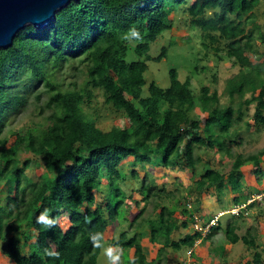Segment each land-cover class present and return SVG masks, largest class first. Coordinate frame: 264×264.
Returning <instances> with one entry per match:
<instances>
[{
	"label": "trees",
	"instance_id": "obj_1",
	"mask_svg": "<svg viewBox=\"0 0 264 264\" xmlns=\"http://www.w3.org/2000/svg\"><path fill=\"white\" fill-rule=\"evenodd\" d=\"M261 3L264 0H70L47 27L26 24L10 45L0 47L3 254L15 264H97L105 231L123 208L121 219L134 230L129 237L123 231L112 245L133 248L132 264H150L140 243L147 233L159 245L154 264H165L169 248L174 252L190 248L200 235L195 231L178 239L173 236L194 220L189 203L197 204L204 192L220 194L233 181L239 186L231 190L239 193L233 202H245L252 193L240 195L241 166L250 161L253 172L264 175L259 160L264 148L245 155L236 149L243 141L240 133L234 138L237 129L248 126L244 120L248 116L256 131L264 128V50L259 53L255 43L257 38L264 43V31L255 21ZM178 10L202 32L206 50L216 51L218 57L223 51L239 69L226 78L221 92L204 85L194 93L190 77L181 81L171 68L169 85L151 81L143 96L147 61H158L166 53L162 47L151 57L148 44L172 26L168 15ZM129 49L138 59L126 60ZM247 50L254 53L255 62ZM65 70L81 75L79 83L71 80L64 86ZM39 84L41 91L36 89ZM95 91L101 92L105 104L125 115V125L103 130L96 124ZM32 93L37 119H31L23 132L9 129L12 139L6 145L10 138L3 132L8 121L26 106ZM197 106L205 116L192 120L188 113ZM209 152L228 157L231 164L222 170L209 157L189 187L176 181L154 182L147 170L140 175L149 165L162 170L180 167L193 176ZM24 153L30 156L22 159ZM124 160L131 166L129 172L121 167ZM38 162L44 171L34 179L25 171ZM102 188L103 203L95 196ZM126 199L138 208L132 219L126 213L130 207ZM61 208L70 213L67 230L56 221ZM258 209L264 213L263 205ZM236 223V219L220 220L214 230L222 232L226 242L242 240L253 250L244 264H264V246L257 244L256 229L251 226L240 235Z\"/></svg>",
	"mask_w": 264,
	"mask_h": 264
},
{
	"label": "rangeland",
	"instance_id": "obj_2",
	"mask_svg": "<svg viewBox=\"0 0 264 264\" xmlns=\"http://www.w3.org/2000/svg\"><path fill=\"white\" fill-rule=\"evenodd\" d=\"M194 0H189L192 3ZM190 17L182 12L171 11L168 15V22H173L172 26L165 30L159 35L155 40L149 42L148 44V53L151 57H155L160 53L162 47H166V53L160 60L150 59L147 61V70L144 73V77L146 80V85L143 87V96L148 94L147 86L148 83L154 81L157 85L161 87H167L170 83V75L169 70L174 68L177 71L178 79L183 81L186 78L190 77L191 89L194 93H197L199 89L204 85H209L211 89H216L218 92L222 91L226 78L235 74L239 66L237 64H233L230 59H228L223 51H220L221 55L215 54L216 51L206 50L202 45V37L201 31L190 25ZM255 21L259 24V28L261 31H264V3H261L255 12ZM249 27V26H248ZM256 49L259 53H262L264 50V43L261 42L260 39H255ZM249 59L252 62H255L257 59L254 56V53L250 51L245 52ZM263 58V56H262ZM138 59L137 55L133 54L129 49L128 54L126 56V60ZM207 67L205 70H202L201 67ZM197 68V69H196ZM63 85L65 86L71 80H77L78 83L81 79V75L76 76L74 72H68L65 70L63 72ZM215 78V80H213ZM37 90H43L42 84H39L36 88ZM248 96V94H246ZM46 97V93L42 94L41 100L43 101ZM225 97L222 98L224 102ZM36 106L35 97L33 93L29 96V102L26 106L17 112L15 115L10 118L8 121V125L6 126L3 136L5 138H10L12 134V130L23 132L31 119H37V111H35L34 107ZM92 106L95 110L94 117L96 120V124L103 130H108L112 126H122L127 122V118L125 115H122L121 112L115 110L112 106L107 105L103 102V96L101 92L95 91V96L92 99ZM253 107L250 105L249 115L252 113ZM205 116L199 106L194 108L191 112L188 113V117L190 119H202ZM248 122V126H241L234 132V138L236 133H240L243 138L242 143L236 147L238 151L243 152L245 155L252 152H257L259 149L264 148V128L260 131H256L253 125V122L249 116L244 119ZM12 138L6 143L9 144ZM26 156H30L29 153L21 154V158L23 159ZM212 156L214 157L212 159ZM208 157V158H207ZM211 158L212 165L216 166L219 169H228L231 161L226 156H220L219 154H213L212 152L208 153V156H203V161L198 165L195 170V174L192 176L191 173H188L187 170L182 169L180 167H176L175 169H161L159 167H152L149 165L144 166V170L140 171V175L144 174V171H149V175L151 180L154 182L160 183L161 181L170 184L173 181L177 183H181L184 188L189 187L194 178L199 176L203 169H205L206 160ZM132 158H128L127 160H131ZM124 160L122 163V169L126 172H129L131 166L126 165V161ZM260 166L264 168V154L260 156ZM39 164H32L25 172L32 178H36L40 173L44 171V167L41 162ZM153 163V162H152ZM210 163V164H211ZM254 165L252 162H246L241 166V170L243 173V182L241 184L240 195H245L251 192V196L247 199V202L251 204L250 208H246L244 210L245 213L242 216L233 215V214H224L223 210L226 211L227 208L235 205L233 202V198L238 195V192L231 191L235 190L238 185L233 181L229 189H226L221 193L216 192H204L200 196V200L193 207L195 211H193L194 215H202V219L206 222L207 212L217 214L219 219L225 223L230 219L237 220L236 232L240 235L244 234L246 229L253 226L256 229L258 238L257 244L261 243L264 246V213L261 214L258 210L259 206L264 207V175L259 176L253 172ZM105 182V179H103ZM125 185H129L130 183L127 181L124 182ZM4 184H0L1 186ZM172 186V185H171ZM170 188V185H167ZM103 192L97 193L96 200L98 202H102V195L105 194V188H102ZM219 194V195H218ZM135 195V194H134ZM4 196V193H1V197ZM125 203H129L130 207L127 210V216L129 219L134 218V216L138 213V208H136L135 203L129 199L125 200ZM190 206L193 203L189 204ZM94 207V206H92ZM145 209L149 211L151 206L149 202H147ZM208 209V210H207ZM58 214L56 216L57 223L62 226L63 229L67 230L69 224V212L66 208H61L58 210ZM146 212V211H145ZM55 213V211L53 212ZM124 209L120 208L118 220L114 223L108 225V230L105 233V238L101 243L100 254L97 259V264H115L116 261L121 262L122 264H132L134 257L132 260H128L126 256L129 255L128 250L123 251V248L112 245V241L117 240L121 233L125 231L127 237H129L134 230V226L130 225L129 222H125L121 218L124 216ZM211 213V214H212ZM178 217L181 215L177 214V211L174 213ZM155 216V213L152 215ZM186 220L189 219L188 216H184ZM196 226H199L196 224ZM205 228L202 231V235L206 234ZM192 232L190 223L186 228H178L174 231L173 236L176 239L182 237L180 233ZM214 233V238H216L212 242V238L203 241L200 245V242L197 241V246L195 245V251L197 255H199L200 259L196 264H244L246 260L250 261L252 258L253 250L248 247L242 240L238 241L235 244H230L223 240L221 243H218V239L222 237L220 233ZM213 237V233L210 234ZM110 240H106L109 237ZM142 242V240H141ZM146 242V243H145ZM1 243V242H0ZM145 243V244H144ZM211 243V245H210ZM144 251L147 253L148 263L154 264L158 260L157 249L159 245L149 242V234L146 233L145 238L143 240ZM209 244V245H208ZM199 245V246H198ZM184 248V247H183ZM209 248V249H208ZM167 262L165 264H173L179 253H176L170 249L167 250ZM185 249H182L181 252H184ZM130 252V250H129ZM170 253V254H169ZM174 254L176 257L173 258V262L170 258L171 254ZM264 258V256H263ZM122 260V261H121ZM129 261V262H128ZM191 262H193L191 260ZM0 264H15L11 261L6 255L3 254L0 246ZM187 264V263H186ZM252 264V263H251Z\"/></svg>",
	"mask_w": 264,
	"mask_h": 264
},
{
	"label": "water",
	"instance_id": "obj_3",
	"mask_svg": "<svg viewBox=\"0 0 264 264\" xmlns=\"http://www.w3.org/2000/svg\"><path fill=\"white\" fill-rule=\"evenodd\" d=\"M70 0H0V47L11 44L26 24L42 28L54 20L55 12Z\"/></svg>",
	"mask_w": 264,
	"mask_h": 264
},
{
	"label": "clouds",
	"instance_id": "obj_4",
	"mask_svg": "<svg viewBox=\"0 0 264 264\" xmlns=\"http://www.w3.org/2000/svg\"><path fill=\"white\" fill-rule=\"evenodd\" d=\"M49 24V23H48ZM45 27H47V25H45L44 27H42V28H45ZM35 28H37V27H35ZM42 28H39V29H42ZM132 35L133 36H137V38H138V33L135 31V30H132ZM251 196V195H250ZM249 196V197H250ZM248 197V198H249ZM247 198V199H248ZM247 199H246V201L245 202H242V203H239V204H235V205H233V206H231V207H229V208H227L226 209V211L225 210H223V211H221V212H223L224 214H233V213H231L229 210L232 208V207H235V206H239V205H242V204H245L246 202H247ZM191 203H193V202H191ZM190 204V203H189ZM188 204V207L189 208H193V206H195L194 205V203H193V205H189ZM250 203H247V204H245V206H244V208H242V210L240 211V213H238L237 214V216L238 215H244L245 213H243V212H245L244 210H246V208H250L248 205H249ZM217 214H219V213H217ZM217 214H208L207 215V218H206V222H204L203 221V217H202V215H194L193 214V211H192V219H194L193 220V222L191 223V222H189L190 223V227H191V230H192V232H187V233H184V232H182V233H180V235H182V237L184 236V235H186V234H192L193 232H195V231H198L199 233H200V235L198 236V238L195 240V242H194V244H193V246L195 245V243L197 242V241H200L201 239H204V238H206V236L207 235H209V233L210 232H212L213 230H214V227H216V226H218V224H219V216H217ZM233 215H236V214H233ZM214 217H217L216 218V221L214 222V223H211V220L212 219H214ZM189 221H190V219H189ZM188 223V224H189ZM196 224H198L199 226H196ZM180 228V227H179ZM183 228V227H182ZM186 228V227H185ZM205 228H207L206 229V234L205 235H202V231L205 229ZM157 244V243H156ZM192 246V247H193ZM192 247H190V248H188V247H181L178 251H182V249H185V250H187L188 251V255H190L191 253H192ZM170 249V248H169ZM170 250H172V249H170ZM178 251H176V252H178ZM186 251V252H187ZM121 263V262H120Z\"/></svg>",
	"mask_w": 264,
	"mask_h": 264
},
{
	"label": "crops",
	"instance_id": "obj_5",
	"mask_svg": "<svg viewBox=\"0 0 264 264\" xmlns=\"http://www.w3.org/2000/svg\"><path fill=\"white\" fill-rule=\"evenodd\" d=\"M239 194V193H238ZM208 210V209H207ZM207 212V215L209 214H211L212 212H210V210H208V211H206ZM213 214V213H212ZM108 230V229H107ZM106 230V231H107ZM106 231H105V233H106ZM211 233H213V237L210 235ZM214 233H215V230H213L212 232H210L209 233V237H207V239H209V238H212V242L216 239V238H214ZM216 233H221L222 234V236H223V233L222 232H220V231H217ZM104 238H105V236H104ZM110 238H112L111 236L108 238V239H106V240H110ZM144 238H145V236H143L142 237V242H140L141 243V245L144 247V244L146 243H144L143 244V240H144ZM223 240H224V238L223 237H221ZM206 238H204V239H201L199 242H200V245H202L203 243V241H206L207 240ZM149 242H150V239H149ZM152 243V242H151ZM202 243V244H201ZM219 243V242H218ZM153 244H156V243H153ZM197 244V242L195 243V245ZM231 244V243H230ZM158 245V244H157ZM195 245L192 247V253L190 254V255H188L187 253H188V251L187 250H185L184 252H181V251H178V252H176V253H179L180 255H178L179 257H177V259H176V257L174 256V254H176V253H173V254H171V256H170V258L172 259L171 261L173 262V258H175L176 259V261L173 263V264H196L197 262H198V260L200 259L199 257V255H197L196 254V252H194L195 251ZM209 245V244H208ZM210 245H211V243H210ZM197 246V245H196ZM199 246V245H198ZM209 249V248H208ZM125 250H128V253H129V255L128 256H126L127 257V259L128 260H132L133 259V257H134V249L133 248H126V249H123V251H125ZM129 250H130V252H129ZM187 251V252H186ZM170 254V253H169ZM198 259V260H197ZM191 260L193 261V262H191ZM122 261V260H121Z\"/></svg>",
	"mask_w": 264,
	"mask_h": 264
},
{
	"label": "built area",
	"instance_id": "obj_6",
	"mask_svg": "<svg viewBox=\"0 0 264 264\" xmlns=\"http://www.w3.org/2000/svg\"><path fill=\"white\" fill-rule=\"evenodd\" d=\"M250 202V201H249ZM249 202H246L245 204L249 203ZM245 204H242V205H239V206H235V207H232L229 211L233 214H238L240 213V211L242 210V208H244ZM216 218L217 217H214V219L211 220V223H214L216 221Z\"/></svg>",
	"mask_w": 264,
	"mask_h": 264
},
{
	"label": "bare ground",
	"instance_id": "obj_7",
	"mask_svg": "<svg viewBox=\"0 0 264 264\" xmlns=\"http://www.w3.org/2000/svg\"><path fill=\"white\" fill-rule=\"evenodd\" d=\"M54 19H55V17H54Z\"/></svg>",
	"mask_w": 264,
	"mask_h": 264
}]
</instances>
